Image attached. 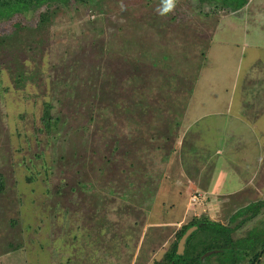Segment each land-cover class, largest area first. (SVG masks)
<instances>
[{
    "label": "rangeland",
    "instance_id": "obj_1",
    "mask_svg": "<svg viewBox=\"0 0 264 264\" xmlns=\"http://www.w3.org/2000/svg\"><path fill=\"white\" fill-rule=\"evenodd\" d=\"M244 1L178 0L160 15L162 0H45L0 18V264H157L194 218L235 239L264 228V162L244 170L246 143L258 146L240 139L264 130V112L252 126L242 117L264 106V0ZM21 66L35 69L26 83ZM66 69L75 90L55 95L51 77ZM92 70L115 76L106 99L85 87ZM44 101L57 137L39 132ZM210 255L204 264H220Z\"/></svg>",
    "mask_w": 264,
    "mask_h": 264
},
{
    "label": "trees",
    "instance_id": "obj_2",
    "mask_svg": "<svg viewBox=\"0 0 264 264\" xmlns=\"http://www.w3.org/2000/svg\"><path fill=\"white\" fill-rule=\"evenodd\" d=\"M45 0H38V1H28V0H0V18L3 17V15H6L8 13H12L14 11H20L23 9H27L29 3H35L43 2ZM231 1H236L237 8L242 7L244 5V0H224V4H230ZM24 4L26 7L24 8ZM2 6H4L2 8ZM7 6V7H6ZM6 7V8H5ZM58 10H53L52 12H47L42 14V20L44 22H47L49 19H53V17L57 15ZM92 21L96 20L95 16L92 17ZM217 28L212 32L210 35L211 38L206 44L207 47L204 46V56H205V64L203 65L204 68L208 67L211 62L209 61V58L212 53V47L214 44V38L216 35ZM199 33H202L203 35L208 34V32L205 31H199ZM202 67V68H203ZM203 68V69H204ZM65 69V68H64ZM200 70V69H199ZM24 71H27V73H22ZM31 71L32 73H28ZM35 69H31L28 66H21V68L13 70L16 81H19L17 79H23V81L26 83L28 78H31L33 76V72ZM200 72V73H199ZM196 73V78H194V83L197 86L198 81L200 80V75L202 73V70ZM71 72L66 69L62 72H58L55 74L54 77H51V84L50 88L47 85L46 88H49L52 90L53 94L57 95V91H60V86L64 87V90L69 86L72 92L75 90V82H72L71 85H68L67 82L69 78L67 77L70 75ZM90 78L86 81V88L92 90V94H95L97 96H100V99H106V96H108V93H112L113 87L115 85V76L108 74L107 72H100L97 73L94 70L88 73ZM80 81V79H79ZM78 81V82H79ZM76 81V83H78ZM18 83V82H17ZM59 84V85H57ZM59 87V88H58ZM81 87V86H80ZM77 88V87H76ZM79 88V87H78ZM58 89V90H57ZM195 90V87L193 89V92ZM78 91V89H77ZM91 94V95H92ZM193 94V93H192ZM63 95V94H62ZM62 95H60L62 97ZM66 97V94H64ZM75 95V94H74ZM78 98L84 99L86 97L83 94L77 95ZM67 98V97H66ZM258 101V100H257ZM260 103V102H259ZM93 108L91 109L92 115L90 117V121L99 124V115H96V112L94 111V108H96L93 104H91ZM251 105V104H250ZM254 105V104H252ZM244 106H247L244 104ZM255 107V105L253 106ZM258 111L256 113L250 114V117L253 119H260V116L262 112H264V106L260 108H256ZM56 110L54 109L53 104H51L48 101H44L42 113H41V122L42 127L39 128V132H43L47 134V137L50 138L51 135H55L56 137L60 133L57 129L59 128L61 124V119L58 115H55ZM90 112V113H91ZM114 121L110 119V124H112ZM258 122V121H257ZM256 122V123H257ZM262 125L260 123H257V134L254 135L255 138L252 137L251 140H253L252 143L257 144V151H260V146L264 145V130L261 127ZM87 129V127H85ZM104 129V128H100ZM57 131L56 133L53 132ZM243 138V137H242ZM241 139V138H240ZM247 146H251L253 151L251 154H255V146H252L250 143ZM118 148V145H117ZM260 154V153H258ZM111 155L108 157V162L111 158ZM79 186H85L87 185L86 181H79ZM72 187V186H71ZM72 189H74L72 187ZM6 190V182L4 181V178L2 174L0 173V195L4 193ZM261 204H249L246 207H243L239 211V215H247L249 210L252 211L250 215H247L246 218H244V222L249 221L252 219L256 214L259 212L261 208ZM197 225L198 228L196 231L193 232V234L188 238L186 243V249L183 254H178V242L181 239V237L184 235V233L190 228L191 226ZM202 234L203 237L197 239L198 235ZM264 249V228L262 230L252 229L248 232V235L243 238H233L232 236V229L229 226H226L220 222L212 221L208 217H202V218H194L192 222L182 225V227L178 230L177 233V239L172 244L171 248L166 252L164 258L162 261H158L157 264H204L203 263V255H205L207 252H210V256H218V259L220 260V264H235L237 261L242 259H247L250 261L249 264H257V261L262 256V250ZM220 257V258H219Z\"/></svg>",
    "mask_w": 264,
    "mask_h": 264
},
{
    "label": "crops",
    "instance_id": "obj_3",
    "mask_svg": "<svg viewBox=\"0 0 264 264\" xmlns=\"http://www.w3.org/2000/svg\"><path fill=\"white\" fill-rule=\"evenodd\" d=\"M245 115V117H244V115ZM242 117L244 118V120L245 121H248V123H247V125L249 126H252L253 124H251V123H253V118H251L250 117V114H247L246 112H244V109H243V111H242ZM245 131H246V134L245 135H243L242 134V136H241V139H242V142L247 138V139H249V140H251L252 139V137L253 138H255V136L254 135H256L257 134V131H256V128H255V125L254 126H252V127H247V129H245ZM244 131V132H245ZM250 133H251V135H250ZM248 134V136H246ZM243 137V138H242ZM245 142H248V141H245ZM249 145L250 143L248 142V143H246V145ZM253 150L252 149H249L247 152H244L243 154H245V156H244V160H243V162H245V161H248L249 163L254 159V155L255 156H259V158H258V160H259V162H260V164L259 165H256V166H254V165H250L249 163L247 164V166L245 167V169L244 170H253V167H255V170L254 171H262V169H263V162H264V156H263V154H258L259 153V151H257V150H255V154H251V152H252ZM243 166V165H242ZM192 185H193V183L191 184V183H188V185H187V188L189 187V188H191L192 187Z\"/></svg>",
    "mask_w": 264,
    "mask_h": 264
},
{
    "label": "water",
    "instance_id": "obj_4",
    "mask_svg": "<svg viewBox=\"0 0 264 264\" xmlns=\"http://www.w3.org/2000/svg\"><path fill=\"white\" fill-rule=\"evenodd\" d=\"M197 228H198L197 225L191 226L190 228H188V230L181 237V239L178 242V250H177L178 254L184 253L188 238L193 234L194 231L197 230ZM209 254H210V252H207L205 255H209ZM202 259H203V257H202Z\"/></svg>",
    "mask_w": 264,
    "mask_h": 264
},
{
    "label": "clouds",
    "instance_id": "obj_5",
    "mask_svg": "<svg viewBox=\"0 0 264 264\" xmlns=\"http://www.w3.org/2000/svg\"><path fill=\"white\" fill-rule=\"evenodd\" d=\"M178 0H162L161 7L157 9L158 14L160 15H166L170 12H172L176 5ZM125 6L122 4L121 8L123 9Z\"/></svg>",
    "mask_w": 264,
    "mask_h": 264
},
{
    "label": "flooded vegetation",
    "instance_id": "obj_6",
    "mask_svg": "<svg viewBox=\"0 0 264 264\" xmlns=\"http://www.w3.org/2000/svg\"><path fill=\"white\" fill-rule=\"evenodd\" d=\"M238 1V0H237ZM223 2H224V0H223ZM227 6H231V7H235V8H237V6H236V1H231V3L230 4H228Z\"/></svg>",
    "mask_w": 264,
    "mask_h": 264
},
{
    "label": "built area",
    "instance_id": "obj_7",
    "mask_svg": "<svg viewBox=\"0 0 264 264\" xmlns=\"http://www.w3.org/2000/svg\"><path fill=\"white\" fill-rule=\"evenodd\" d=\"M196 197V195H194Z\"/></svg>",
    "mask_w": 264,
    "mask_h": 264
}]
</instances>
